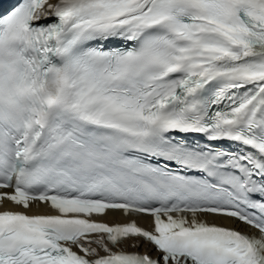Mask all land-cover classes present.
<instances>
[{
  "label": "snow or ice",
  "instance_id": "1",
  "mask_svg": "<svg viewBox=\"0 0 264 264\" xmlns=\"http://www.w3.org/2000/svg\"><path fill=\"white\" fill-rule=\"evenodd\" d=\"M0 208V264H264V0H0Z\"/></svg>",
  "mask_w": 264,
  "mask_h": 264
},
{
  "label": "bare ground",
  "instance_id": "2",
  "mask_svg": "<svg viewBox=\"0 0 264 264\" xmlns=\"http://www.w3.org/2000/svg\"><path fill=\"white\" fill-rule=\"evenodd\" d=\"M6 207H8V208H13L14 209V206L13 205H7ZM0 210H4V209H2V208H0ZM50 210H48V209H45V208H41V209H39V212L40 213H47V212H49ZM108 220H109V222H113L114 221V219H118V220H120L121 222L123 221V218L122 217H117V218H113V217H108L107 218ZM139 223H141V225H143V226H145V227H150V221L149 220H146V219H140L139 221H138ZM222 223H225L227 226H229V227H236V228H239V229H241V230H243V231H249L247 228H244V227H242L241 225H239V224H235V223H232V222H229V221H221ZM129 250H132V249H129ZM137 250H139V251H142V252H147V253H149V254H151V255H153V256H155V255H158V253H156L152 248H151V246H149V245H145L143 248H141V249H137Z\"/></svg>",
  "mask_w": 264,
  "mask_h": 264
}]
</instances>
